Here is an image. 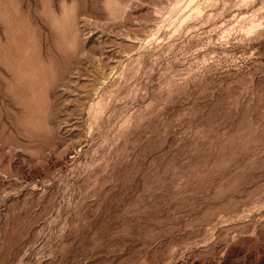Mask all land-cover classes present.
Listing matches in <instances>:
<instances>
[{"label":"rangeland","instance_id":"obj_1","mask_svg":"<svg viewBox=\"0 0 264 264\" xmlns=\"http://www.w3.org/2000/svg\"><path fill=\"white\" fill-rule=\"evenodd\" d=\"M0 264H264V0H0Z\"/></svg>","mask_w":264,"mask_h":264}]
</instances>
